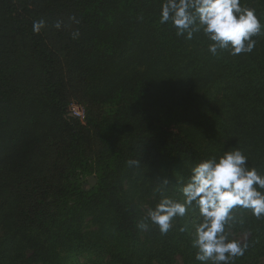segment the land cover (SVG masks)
<instances>
[{
  "label": "trees",
  "instance_id": "trees-1",
  "mask_svg": "<svg viewBox=\"0 0 264 264\" xmlns=\"http://www.w3.org/2000/svg\"><path fill=\"white\" fill-rule=\"evenodd\" d=\"M161 3L0 0V229L9 232L0 241V264H17L14 245L20 242L30 249L32 264H67L69 256L93 251L105 233L99 231L94 243L82 226L94 215L104 217L100 226L108 233L112 264H175L177 256L182 264H201L190 234L199 223L197 209L180 218L187 231L179 238L172 228L165 234L157 226L142 229L146 216L123 181L144 170L150 186H159L160 177L174 181L200 160L233 148L264 174V32L252 37L250 53L223 50L214 56L201 33L187 40L170 23L161 24ZM240 3L254 9L264 25V0ZM41 19L60 50L49 44L44 29L33 32V22ZM58 21L60 29L54 27ZM17 40L37 60L38 90L15 87L7 73ZM146 47L151 50L145 51V69L131 68ZM81 87L88 102L114 106L112 117L99 124L100 181L90 191L74 181L86 163L85 125L70 114L69 100ZM44 155L53 158L56 176L34 174L32 167ZM129 160H139V167ZM68 198L73 204L65 214L46 212L50 199ZM249 220L246 251L234 264L264 257V216Z\"/></svg>",
  "mask_w": 264,
  "mask_h": 264
},
{
  "label": "clouds",
  "instance_id": "clouds-1",
  "mask_svg": "<svg viewBox=\"0 0 264 264\" xmlns=\"http://www.w3.org/2000/svg\"><path fill=\"white\" fill-rule=\"evenodd\" d=\"M159 22L170 23L176 35L187 40L201 33L211 41L208 51L214 56L223 50L233 56L250 53L256 44L252 37L264 32L255 10L242 7L240 0H162ZM45 27L43 19L33 22L34 33ZM54 27L60 29L61 22ZM72 36L77 38L79 32H73ZM247 161L248 157L239 148H233L195 163L180 186L182 201L164 195L173 177L171 180L168 176L160 177L156 191L161 198L154 208H148L145 217L148 223L141 222L139 227L144 229L149 223L154 224L165 234L174 218H183L195 208L199 216L192 239L195 260L201 264L209 261L234 264L247 245L229 238L227 229L237 222L233 210L238 207L250 210L257 219L264 216V174L248 167ZM127 164L139 167L140 161L129 160ZM180 231H187V227H181Z\"/></svg>",
  "mask_w": 264,
  "mask_h": 264
},
{
  "label": "rangeland",
  "instance_id": "rangeland-1",
  "mask_svg": "<svg viewBox=\"0 0 264 264\" xmlns=\"http://www.w3.org/2000/svg\"><path fill=\"white\" fill-rule=\"evenodd\" d=\"M43 31L47 37L49 44L56 50H60V42L55 39V36L49 30L48 25H46ZM17 43V51L11 54L9 56V61H7V73L15 87H21L22 85H25L38 90L39 85L33 81V78H38L39 81L42 78L38 68L37 60L34 54L30 52V49L27 47L24 41L17 40ZM150 50L151 48L149 49V47H146L144 52H141L139 56L134 60L131 68L137 69L139 71L144 70L148 62V53H145V51ZM82 88L83 87L72 93L69 100V109L72 106L76 107L84 116V122L80 123L82 125H85L81 143L85 154L86 163L83 170H76L74 172V181L79 184L81 190H83L86 186H89L88 180L90 177H94L96 179V186L100 181V167L95 163V160L100 151L101 126H99V124L100 121H102L104 118L112 117L111 111L114 108L113 104L106 103L103 106H98L88 102L84 94L85 91H83ZM167 127L169 128V130H174V127L172 126ZM198 139H200V142L202 144H205V142L207 141V139ZM32 168H35L34 174L39 177H45L50 174L56 176V173H54L53 171V158L50 155H44V157L38 159L36 165ZM145 172L146 171L144 170H138V172L135 171L130 175V177H127L123 181V185H125V183L128 186L130 185V194L133 196V198L137 199L142 212L146 216L148 208L155 207V205L161 198V194L156 191L159 186H150L149 180L151 179V176L148 173H146L145 175ZM187 176L188 174L174 180L172 185L167 187L164 195L182 201L183 196L180 192V186L183 181L186 180ZM96 186L91 187L89 191L95 190ZM72 204L73 199L71 198H68V200L64 201L50 199L47 202L45 209L47 213L49 212L50 214H58L61 216L63 215V213L65 214V208L72 206ZM233 215L237 218V222L227 229L229 238L238 240L242 244L250 235L249 218L253 217V215L250 210L242 209L239 207L233 210ZM191 216L194 217L195 213H191ZM102 218L104 217L95 215L87 217L82 226L83 233L86 234L88 238L91 239L94 243L98 242L97 238L99 235V231H103L105 233V235L100 238L102 240L101 243H97L99 246H94V249L91 252H79L77 254L69 256L67 264H112L110 262L108 251H106L109 247L108 233L105 228L102 229L100 226ZM171 223L172 226L170 228L174 230V235H176L175 237L179 238L182 233L180 231V218H174ZM197 224L198 222L196 223V225ZM149 226L153 228L156 227V225L150 223ZM194 228L190 232L191 236H193ZM7 233H9L7 230L5 231L3 229H0V241L8 238ZM14 248L15 251L13 255L19 258V260L16 261L17 264H32V261L30 260L31 251L25 243H16L14 245ZM61 254L62 256H66V253L64 252H62ZM263 259L264 257L260 258V260L252 264H264ZM175 264H182L180 257H176Z\"/></svg>",
  "mask_w": 264,
  "mask_h": 264
},
{
  "label": "built area",
  "instance_id": "built-area-1",
  "mask_svg": "<svg viewBox=\"0 0 264 264\" xmlns=\"http://www.w3.org/2000/svg\"><path fill=\"white\" fill-rule=\"evenodd\" d=\"M69 112L72 116H74L75 118L79 119L80 122H84V116L83 114L76 108V107H71L69 109Z\"/></svg>",
  "mask_w": 264,
  "mask_h": 264
},
{
  "label": "water",
  "instance_id": "water-1",
  "mask_svg": "<svg viewBox=\"0 0 264 264\" xmlns=\"http://www.w3.org/2000/svg\"><path fill=\"white\" fill-rule=\"evenodd\" d=\"M96 184V179L94 177H90L89 180H88V185L89 186H86V190H88L90 187H94Z\"/></svg>",
  "mask_w": 264,
  "mask_h": 264
}]
</instances>
